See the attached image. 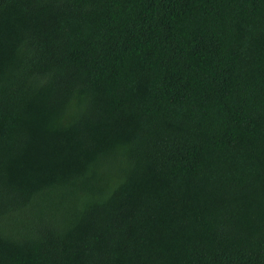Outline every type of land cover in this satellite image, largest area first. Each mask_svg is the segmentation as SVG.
Instances as JSON below:
<instances>
[{
    "label": "trees",
    "instance_id": "16d2710c",
    "mask_svg": "<svg viewBox=\"0 0 264 264\" xmlns=\"http://www.w3.org/2000/svg\"><path fill=\"white\" fill-rule=\"evenodd\" d=\"M0 264H264V0H0Z\"/></svg>",
    "mask_w": 264,
    "mask_h": 264
}]
</instances>
